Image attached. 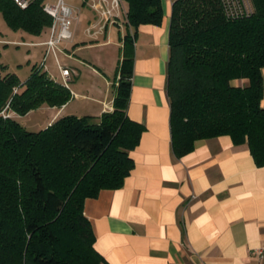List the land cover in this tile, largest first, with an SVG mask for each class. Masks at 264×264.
<instances>
[{"label":"trees","instance_id":"1","mask_svg":"<svg viewBox=\"0 0 264 264\" xmlns=\"http://www.w3.org/2000/svg\"><path fill=\"white\" fill-rule=\"evenodd\" d=\"M123 1L113 110L97 122L65 115L27 130L2 112L22 116L42 105L61 107L70 89L40 65L24 81L14 72L0 74V264H104L83 203L101 189L119 188L133 168L129 151L144 129L126 114L133 39L139 25H159L163 17L161 0ZM249 1L252 13L239 18L227 17L220 0L172 3L166 90L175 157L189 153L196 140L228 135L264 166V0ZM42 2L21 9L0 0V12L11 30L37 36L52 23ZM237 79L248 83L232 85Z\"/></svg>","mask_w":264,"mask_h":264},{"label":"crops","instance_id":"2","mask_svg":"<svg viewBox=\"0 0 264 264\" xmlns=\"http://www.w3.org/2000/svg\"><path fill=\"white\" fill-rule=\"evenodd\" d=\"M173 1L161 0L159 25L141 24L135 32L126 114L144 129L129 151L134 164L123 184L101 189L84 200L83 214L94 234V249L104 264H264V166L255 164L247 145H235L228 135H221L196 140L193 149L181 157L172 153L166 82ZM90 4V0L81 3L86 9L83 30H72V38L44 60L45 47L40 43L47 39V29L37 36L21 35L22 40L0 38L2 43L34 48V52L28 49L26 64L42 63L54 80L62 82L58 65L72 74L68 81L71 98L61 107L42 105L22 116L8 111L24 128L41 130L65 115L90 116L97 122L102 113L113 110L118 76L115 67L113 81L109 79L107 53H101L111 52L116 62L125 29L105 24L98 30L102 19ZM121 7L125 18L123 0ZM90 26L96 32L88 34ZM51 56L56 74L50 69L53 64L46 63ZM82 71L90 81L84 88L78 82L71 86L69 82ZM261 74L264 107V68ZM26 78L19 77L21 81ZM247 83L246 79L231 81L232 85ZM75 98L88 101L82 108L90 112L65 113Z\"/></svg>","mask_w":264,"mask_h":264},{"label":"built area","instance_id":"3","mask_svg":"<svg viewBox=\"0 0 264 264\" xmlns=\"http://www.w3.org/2000/svg\"><path fill=\"white\" fill-rule=\"evenodd\" d=\"M17 7L21 9L27 8L34 0H11ZM224 14L230 18L246 17L253 11L249 0H220ZM90 6L98 13L102 19V25L98 30L102 29L105 24H120L118 19L123 13L121 0H90ZM121 8V10H120ZM42 9L52 17V23L47 28L48 37L40 44L44 45L45 51L42 60L48 54L55 55L56 51L60 50L59 46L62 42L72 38V24L74 19V9L67 4L65 0H43ZM126 21V20H125ZM94 26L87 28V33L92 34L96 31H91ZM41 67L44 65L41 63ZM59 72L62 77V83L68 87L70 79V70L58 65ZM3 116L7 117L9 114Z\"/></svg>","mask_w":264,"mask_h":264},{"label":"rangeland","instance_id":"4","mask_svg":"<svg viewBox=\"0 0 264 264\" xmlns=\"http://www.w3.org/2000/svg\"><path fill=\"white\" fill-rule=\"evenodd\" d=\"M65 2L67 4H69L70 6H72V8L74 9V15L78 14V20H76V22L73 21L72 30L82 31L83 28L85 27V21H84L83 17H84V11L86 10L85 7H83L81 5L82 0H65ZM76 8H79L80 11H77ZM120 10H121V8H120ZM118 21L121 24V28H123L124 24H125V18L123 17V14L118 19ZM114 27H116V26H114ZM21 35H28V33L23 31V30H18V31L11 30L6 25L2 15H1V12H0V38H4L7 40H13V39L22 40V38H20ZM24 39H30V38H29V36L27 38L25 36ZM110 47H113V46H109L108 48H110ZM28 49H30L32 52H34V48H31V47L29 48L26 45H21V44L17 45V44L9 43V42L8 43L0 42V65L6 66L5 71H2V69H0V74H4L6 72H11V73L15 72L22 79L28 77V75L31 71V68H32L31 64L30 65L26 64L27 59L30 58L29 53H28ZM104 49L105 48H101L100 50H104ZM104 53L109 54V55L106 54L107 57H104V58H105V60L107 59V62L110 64L109 79L111 81H113V79H112L113 71L112 70H114V68L115 67L117 68V66H118V65H116V62L120 58L121 48H120V53H119V50L116 52V62L115 61L113 62V56H111V52H103V53H101V55L105 56ZM50 55H52V54H50ZM113 55L115 57L114 52H113ZM52 58H53V56H51V58L47 59L46 63H49V65L53 64ZM114 60H115V58H114ZM96 66H98V65H96ZM50 69L54 74L57 73V69L55 68L54 64L50 66ZM98 69L103 70L101 67H99ZM70 75L72 77V74H70ZM88 81H90V77L82 71L80 73V75L75 78L74 81H72V82L70 81L69 83L71 84V86H73L74 83H76V82H78V84L82 83L83 85L80 86V88H84L86 86L85 85L86 82H88ZM76 88H78V86H76ZM110 89L112 90V88H110ZM76 90H80V89L78 88ZM87 103H88V101H86V100H82L81 98H75L73 100V102H71L70 106L65 109V113H67V112L68 113L72 112V113H76V114L80 113V112H84V113L87 112L88 113V112H90L88 109L84 110L82 108ZM75 109L77 110V112L74 111ZM33 115L34 114H32L29 117H33ZM19 121H22V120L20 119ZM26 128L29 129V127H26Z\"/></svg>","mask_w":264,"mask_h":264}]
</instances>
